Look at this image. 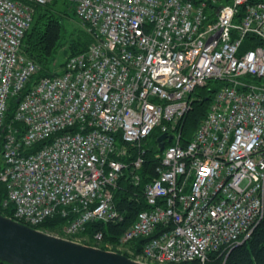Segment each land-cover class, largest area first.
<instances>
[{
	"label": "built area",
	"instance_id": "2783aa9c",
	"mask_svg": "<svg viewBox=\"0 0 264 264\" xmlns=\"http://www.w3.org/2000/svg\"><path fill=\"white\" fill-rule=\"evenodd\" d=\"M49 1L0 0L2 214L34 228L59 217L68 238L120 222V178L138 183L146 146L159 149L151 136L166 133L149 208L115 243L97 245L96 233L94 246L147 264H205L246 242L264 217V45L241 47L264 41V1L74 0L92 42L27 87L40 66L23 40ZM210 80L220 82L210 107L182 145Z\"/></svg>",
	"mask_w": 264,
	"mask_h": 264
},
{
	"label": "trees",
	"instance_id": "16d2710c",
	"mask_svg": "<svg viewBox=\"0 0 264 264\" xmlns=\"http://www.w3.org/2000/svg\"><path fill=\"white\" fill-rule=\"evenodd\" d=\"M56 1L58 0H52L44 5L36 6L33 25L23 40V53L40 66L39 71L33 76L27 87H31L32 83L38 81L42 77L51 76L56 73L52 71L49 61L52 59L54 50L64 41L65 33L68 32L66 17L62 14V11H57L55 6ZM72 2L75 5L74 0H72ZM91 42L92 36L87 29H77L75 37H73L70 42V55L85 51ZM256 44L264 45V41L255 36H248L243 42L241 49L245 51ZM219 83V81L210 80L208 85L196 90V99L194 100L193 108L185 117L181 135L182 145L187 144L193 137L194 132L210 107L213 92H215V86ZM14 106L15 103L12 101L9 116L12 115ZM156 134L157 133H154L151 136V138H153L152 142L156 141L158 137ZM146 147L147 151L143 155L142 167L137 172L139 175V182L135 183L132 177L129 176V173L126 172L120 178L118 187L115 190L114 204L116 209L123 215V220L120 222H92L87 226L84 232L79 234V236H88L93 242L94 235L101 232L103 233L104 243H115L122 233L134 223L138 213L149 208V204L145 197V186L155 177V167L157 165L156 154L160 151L157 147H151L149 145ZM5 196L4 187L0 185V213L10 215L11 213L9 210L2 208V200ZM61 224L62 219L55 217L48 219L41 226L37 227V229L57 230V232H61ZM137 244L139 245L140 242ZM0 264L10 263L0 260ZM184 264L202 263L199 260H194ZM205 264H264V217L255 227L246 242L224 252H211Z\"/></svg>",
	"mask_w": 264,
	"mask_h": 264
},
{
	"label": "water",
	"instance_id": "95a60500",
	"mask_svg": "<svg viewBox=\"0 0 264 264\" xmlns=\"http://www.w3.org/2000/svg\"><path fill=\"white\" fill-rule=\"evenodd\" d=\"M172 139V135H160L159 149ZM0 260L10 264H147L122 252L44 232L1 213Z\"/></svg>",
	"mask_w": 264,
	"mask_h": 264
},
{
	"label": "rangeland",
	"instance_id": "374dc122",
	"mask_svg": "<svg viewBox=\"0 0 264 264\" xmlns=\"http://www.w3.org/2000/svg\"><path fill=\"white\" fill-rule=\"evenodd\" d=\"M55 6L57 8V11L58 10L62 11V14L66 17V27L68 28V32L65 33L64 35V41L60 46H58L57 49L54 50V53L52 54V59L49 61L50 62L49 64L52 67V71L60 72L66 58L71 54V51L69 50L70 42L73 39V37H75L76 30L77 29L86 30V27L75 16V5L73 4L72 0H58L56 1ZM43 231L64 238H68L63 233V230L61 232H57V230H43ZM68 239L92 246H94V244L96 243L94 240H93L94 242H92L88 236L74 237ZM97 245L101 247H106V244L103 242Z\"/></svg>",
	"mask_w": 264,
	"mask_h": 264
},
{
	"label": "crops",
	"instance_id": "0c3cea01",
	"mask_svg": "<svg viewBox=\"0 0 264 264\" xmlns=\"http://www.w3.org/2000/svg\"><path fill=\"white\" fill-rule=\"evenodd\" d=\"M87 29V28H86ZM88 30V29H87Z\"/></svg>",
	"mask_w": 264,
	"mask_h": 264
}]
</instances>
